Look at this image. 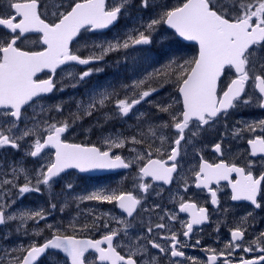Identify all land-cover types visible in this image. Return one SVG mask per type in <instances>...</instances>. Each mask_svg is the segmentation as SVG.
<instances>
[{"label": "snow or ice", "instance_id": "6c2138e0", "mask_svg": "<svg viewBox=\"0 0 264 264\" xmlns=\"http://www.w3.org/2000/svg\"><path fill=\"white\" fill-rule=\"evenodd\" d=\"M181 41L196 42V55L179 54ZM113 55L118 58L110 61ZM107 68L116 78L91 84L80 99L70 97L75 111L66 113L63 100L48 103ZM46 70L48 78L40 79ZM122 71L132 75L124 78ZM168 84L180 99L154 101ZM142 104L155 115L140 111ZM253 109L264 112V0H3L0 264H43L45 258L48 264H205L185 249L200 246L199 239L188 241L211 213L185 196L192 188L206 190L212 213H226L218 195L222 181L231 188V201L250 202L253 211L239 218L223 250L206 249L212 253L207 264H264V231H249L255 210L264 211V119L227 123L232 114ZM86 118V132L97 141L70 142L68 135ZM217 124L224 128L213 143L219 161L199 155L188 165L190 152L199 153L198 137ZM227 139L249 146L243 166L224 158ZM9 150L22 155L9 158ZM71 169H135L132 190L118 185L77 192L66 179ZM147 178L176 184L173 210L159 203L145 207L152 188ZM30 194H47V208L21 206ZM87 202L116 211L82 207ZM73 205L67 223L55 220L54 213ZM13 237L30 242L11 245ZM237 251L258 254L237 258Z\"/></svg>", "mask_w": 264, "mask_h": 264}, {"label": "flooded vegetation", "instance_id": "af4514ba", "mask_svg": "<svg viewBox=\"0 0 264 264\" xmlns=\"http://www.w3.org/2000/svg\"><path fill=\"white\" fill-rule=\"evenodd\" d=\"M3 0H0V3H2ZM111 34V33H106ZM94 38H98L97 36H92ZM35 38V37H33ZM185 49L180 50L181 55H183L185 58H190L193 55V51L190 49H187L188 46L192 45L196 47V52L198 49V46L194 43H188L185 41H181L180 44ZM26 47H32L31 43H28L25 45ZM79 45L76 44V42H73V49L75 50ZM154 54L153 56L158 57L159 56V50L158 46L153 48ZM191 52V53H190ZM86 54V53H85ZM196 55V54H195ZM112 57V56H110ZM164 61L162 60L161 63ZM159 64L153 65L158 66ZM84 66H80V68H83ZM80 68L77 70L79 71ZM151 69V67H149ZM152 70V69H151ZM47 71L41 73L38 75L40 79H46L48 78ZM61 74L60 70L57 71V76ZM223 79V78H222ZM85 86V85H84ZM153 86H156L153 84ZM82 87H79L75 90H73L72 94H76V98L79 99L80 95L84 93V90L82 91ZM82 91V92H81ZM69 92L55 93V99L49 100L48 103H55L57 100L64 99V97L68 96ZM180 99V96L175 88L174 85L168 84L165 85L163 89H161L159 95H154L152 99L154 101L163 100L168 103H172V99ZM74 104L69 101V106H73ZM75 106V105H74ZM177 108L179 105H175ZM140 111L142 112H148L153 111V114L155 115L154 110L151 108V105L149 104H142L137 106ZM166 118V116H165ZM246 119V120H257V119H264V112L253 109L241 113H234L229 117V120L227 123L231 127L232 122L239 119ZM90 118H86L85 120L81 121L82 127H77L74 132H71L68 135V139L70 142L74 143H81L85 142L88 139H91L93 142L97 141L96 135H90L86 132V130L90 127ZM85 123L87 125L85 126ZM117 123V124H116ZM115 126H121L119 122H116ZM133 120L128 121V125L133 124ZM224 132V128L221 124H217L212 128L207 129L206 131L202 132L200 137H198L197 142V148L199 149V153L195 156L192 155L190 152L187 164L188 165H194L199 162L198 156L203 155V158L208 160L209 162H218L220 157L214 152L213 150V143L218 141L219 135ZM250 138V137H248ZM225 143L229 146L230 150L225 151V159L232 160L234 162H237L241 166H243L244 161L248 158L247 152H248V145L246 144L245 140H231L227 139ZM126 154V153H125ZM5 156L12 158V159H19L21 154H16L14 150H9L8 152L4 153ZM258 160V158H257ZM29 167H31V163L28 162ZM70 175L66 177V179H71L74 181V186L77 192H82L84 190H94L99 187H117L118 185L125 190H132V179L131 177L135 175V169L131 171V174L129 173V170L124 169H117V170H103L101 173H95L94 171L88 172V173H80L77 169H71L69 170ZM127 177V178H126ZM233 179H236V174H233ZM147 183H150L152 185V188L150 189V193L148 196V200L145 204V207H150L152 204L159 203L162 208L167 209L169 211L173 210V201L170 199L172 195L175 194L177 187L174 183L173 185H165L163 182L153 181L151 178H147ZM215 187V185H214ZM221 191L219 192V198L221 200L222 209L226 208L228 209V212H220V213H212L213 206L210 204V194L206 192V190H199L192 188L190 189L189 193L185 196V199H188L189 197H192L199 205L205 206L209 208V211L211 213L210 220L208 222H205L202 226H195L194 233L192 236V239L188 241V243H194L195 240L199 239L201 241L200 246L196 248L188 247L185 249L187 256H193L196 257L207 264L206 257L208 255H211L212 253L206 251L208 248L216 249L217 251L223 250L224 244L228 242L229 240V234L230 230L236 225L239 218L246 215L248 212L253 211L252 206L250 205V202L246 201H231V188L228 185L227 182L222 181L220 185ZM56 191H59V188H56ZM159 192L160 195H156V193ZM47 194L44 196L38 195V194H30L28 195L23 201L21 206L28 207L32 209H37L41 206L47 208ZM55 202V201H53ZM20 203V202H18ZM58 204V208H59ZM98 207L100 211H116L114 205L109 204H99L96 205L95 202H87L85 205H82V207ZM178 206V205H177ZM117 214H119L117 212ZM55 220H62L65 223H67V220L71 218V215H75L74 205L71 206L69 209L66 210L64 214L59 213L57 211L53 214ZM154 215V214H153ZM255 220L252 221L253 227L249 229L252 233H259L260 231H264V211L262 210H255L254 212ZM180 218L187 220L188 214L181 213ZM49 222H54L53 218H49ZM44 222L42 221L40 224V227H43ZM217 226H219V232L217 233L216 229ZM29 227L31 228V222L29 223ZM3 229H0V232H2ZM47 231L44 233V236H47ZM92 238H99V234L94 235ZM22 239L25 244L30 242L29 238H17L13 237L11 241L8 243L11 245H15V243ZM38 242H42V238H39ZM7 246V245H6ZM258 253H242L237 251L235 253V256L238 258L240 256H246L247 258H251L253 255H256ZM57 258L60 260L64 259V256L62 253H57ZM91 258V257H90ZM43 264H48V258H45L43 260ZM219 264V261L217 262Z\"/></svg>", "mask_w": 264, "mask_h": 264}, {"label": "rangeland", "instance_id": "374dc122", "mask_svg": "<svg viewBox=\"0 0 264 264\" xmlns=\"http://www.w3.org/2000/svg\"><path fill=\"white\" fill-rule=\"evenodd\" d=\"M115 31V30H114ZM108 36L110 37L111 36V34H108ZM92 39H97V38H94V37H92ZM79 47V46H78ZM77 47V48H78ZM152 55H155L154 54V51H153V49H152ZM118 58V56H116V55H113L112 57H109L108 59L111 61V60H114V59H117ZM142 63V62H141ZM145 67H147V65H144ZM155 67H159V65L158 66H155ZM78 71V70H77ZM148 71H151V69H149L148 68ZM113 72H114V69H112V68H107L106 69V71H105V73H102V74H100L99 76H93L92 78H90V81H89V84L88 85H83V87H82V91L84 90V88L86 89L87 87H90L91 86V84H94V83H96L97 81H104V80H106V79H115L116 77H114V75H113ZM63 74L61 73L58 77H56L57 79H60V77L62 76ZM132 74L131 73H125V72H121V76H123L124 78H127V77H130ZM73 90H75V89H67L65 92H69V93H71V94H69L68 96H66V97H64V99H61V100H63V101H66V102H68L67 104H66V108H65V111H66V113L68 112V111H75V106L73 105V106H69V101H70V97H76V94L75 93H73L72 94V92H73ZM81 91V92H82ZM58 93V92H57ZM60 93H58V95H59ZM83 94L84 93H82L81 95H80V97H79V99L80 98H82L83 97ZM58 101H60V100H57L56 102H58ZM71 102V101H70ZM57 118L58 119H60V118H62V117H59V116H57ZM91 119V118H90ZM117 124V123H116ZM87 125V123H85V126ZM114 127H116V128H119V127H121V126H115V124H114Z\"/></svg>", "mask_w": 264, "mask_h": 264}, {"label": "trees", "instance_id": "16d2710c", "mask_svg": "<svg viewBox=\"0 0 264 264\" xmlns=\"http://www.w3.org/2000/svg\"><path fill=\"white\" fill-rule=\"evenodd\" d=\"M179 48H180V50L185 49V48H184L183 46H181V45H179ZM187 49H190L191 51H193V55L196 54V47H195V45H194V46L190 45V46L187 47ZM190 53H191V52H190Z\"/></svg>", "mask_w": 264, "mask_h": 264}, {"label": "water", "instance_id": "95a60500", "mask_svg": "<svg viewBox=\"0 0 264 264\" xmlns=\"http://www.w3.org/2000/svg\"><path fill=\"white\" fill-rule=\"evenodd\" d=\"M106 31V30H105ZM185 42H188V43H194V44H196V42H191V41H185ZM197 45V44H196ZM198 46V45H197ZM59 70V69H58ZM57 70V71H58ZM47 71V70H46ZM41 73H38V75H40ZM95 173H101V171H103V170H93Z\"/></svg>", "mask_w": 264, "mask_h": 264}]
</instances>
